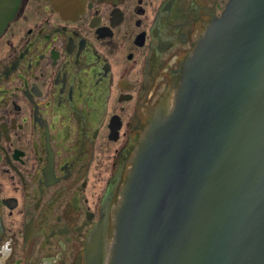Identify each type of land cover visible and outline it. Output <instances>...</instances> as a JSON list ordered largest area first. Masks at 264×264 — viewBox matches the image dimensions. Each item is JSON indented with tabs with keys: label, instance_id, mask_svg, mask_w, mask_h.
I'll list each match as a JSON object with an SVG mask.
<instances>
[{
	"label": "flooded vegetation",
	"instance_id": "1",
	"mask_svg": "<svg viewBox=\"0 0 264 264\" xmlns=\"http://www.w3.org/2000/svg\"><path fill=\"white\" fill-rule=\"evenodd\" d=\"M230 0H19L0 29V264H87L147 127Z\"/></svg>",
	"mask_w": 264,
	"mask_h": 264
},
{
	"label": "water",
	"instance_id": "2",
	"mask_svg": "<svg viewBox=\"0 0 264 264\" xmlns=\"http://www.w3.org/2000/svg\"><path fill=\"white\" fill-rule=\"evenodd\" d=\"M19 0H0V29ZM189 53L87 264H264V0H230Z\"/></svg>",
	"mask_w": 264,
	"mask_h": 264
}]
</instances>
